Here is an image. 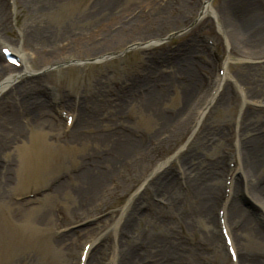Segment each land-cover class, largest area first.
<instances>
[{
  "label": "rangeland",
  "instance_id": "374dc122",
  "mask_svg": "<svg viewBox=\"0 0 264 264\" xmlns=\"http://www.w3.org/2000/svg\"><path fill=\"white\" fill-rule=\"evenodd\" d=\"M1 1L0 63L16 68L14 85L38 86L45 125L21 103L26 93L0 101V126L17 110L22 125L0 155L10 174L0 188V264H264L263 214L239 193L245 174L231 177L243 145L264 134V51L257 60L232 51L236 36L242 46H264V28H244L230 12L250 4L112 0L117 6L104 13L99 0ZM13 48L28 57V73ZM217 79L222 90L193 136ZM154 94L167 97L154 113L163 120L135 103ZM248 111L254 129L243 134ZM37 134L44 163L28 171L25 152ZM129 139L140 147L111 164Z\"/></svg>",
  "mask_w": 264,
  "mask_h": 264
},
{
  "label": "bare ground",
  "instance_id": "6f19581e",
  "mask_svg": "<svg viewBox=\"0 0 264 264\" xmlns=\"http://www.w3.org/2000/svg\"><path fill=\"white\" fill-rule=\"evenodd\" d=\"M23 2L24 5H27L28 7L30 2H34V0H18ZM235 0H232V2H234ZM246 2V4H250L246 9V6L244 5H239L238 3L235 4L234 9H230L231 14L235 17L237 16L241 18L242 22H246L244 28H247L248 26L252 25L255 26L254 28H257V32H260V27L264 28V13H259L257 11V6H256V1H261V0H244ZM253 1H255L254 3H252ZM239 2V1H237ZM262 2V1H261ZM252 3V4H251ZM98 8H99V12H104L106 13L108 10L114 9L117 4L115 2H113L112 0H99L98 2ZM37 7L42 9L43 7V3L38 5ZM95 7V6H93ZM34 9H36L34 7ZM93 9V8H92ZM210 11V6H205L203 7V11ZM92 11V10H91ZM3 13H4V6L2 5V1L0 0V24L1 21L4 20L3 18ZM232 16V17H233ZM233 17V18H234ZM239 18V19H240ZM233 25V29L234 32L233 33H239L240 34V30L239 27L237 26L239 24H235L234 22L232 23ZM231 24V25H232ZM261 25V26H260ZM260 26V27H259ZM238 36H236V39L238 41H240V43L237 42V44L239 46H232V51L235 54H239V55H247L246 57L250 58V59H254L257 60L259 59L258 57L263 53L262 51H264V46H259V47H263V48H257V47H252V46H242V41L241 39L237 38ZM259 38V36H258ZM30 40V39H29ZM28 40V41H29ZM251 41V40H250ZM13 52H16L18 54V56L20 57V61L22 63L21 66V70L25 71V72H29L31 69L30 66V62L28 60V57L26 55H24L19 49L17 48H13L12 49ZM31 51V50H30ZM36 55V54H35ZM253 57V58H251ZM16 70L15 67L11 66V65H6L4 62L3 64L0 63V93L4 92V95H2L0 97V101L2 100H9L10 96L13 94H18L21 92L26 93V95L24 96V100L23 102H21L22 104L25 105H33L35 106V109L37 110L36 113L40 114V121H39V127L41 130H43L44 125H45V121H43V118L41 116H43V109L45 107L44 102L42 101L41 98V93H39V89L38 86L33 87L30 86L28 88V84L29 83H25V80L22 79L21 83H19L18 85H14L15 82H17V78L15 75H13L12 73ZM253 72V70H252ZM223 75H226V73L223 70ZM20 79V78H19ZM18 79V80H19ZM195 80V79H194ZM222 84L220 82V80L217 79V81L214 84V93L208 97L206 103H205V108H208L210 105H212L218 94L220 93V91L222 90ZM10 89V90H9ZM10 92H9V91ZM9 92V93H8ZM229 91H224L219 99V103H223L226 102L225 100L228 98V93ZM1 95V94H0ZM15 97V96H13ZM20 96H16L15 99H17ZM148 102L147 103H142V100H138L135 101L138 102L137 104H139V106L148 114H150V116H152L155 120H163L164 118L161 116H156L154 115L157 105H158V101H163L165 99H167V97H162L160 95H156L154 94L153 96H146ZM22 98V97H21ZM19 99H17L18 101ZM130 100H133L132 98H130ZM141 102V103H139ZM21 105L22 107V104ZM9 104V103H6ZM9 106V105H8ZM5 108V107H3ZM7 108V107H6ZM5 113V110L3 111ZM17 111H14V113H12L11 116H6L8 119H4V122L6 123V125H4V123L0 126V155L3 153V149L6 148L7 143L11 142V141H17L19 140L18 137H21L22 132V125L18 123V119H17ZM17 113V114H16ZM251 112L248 111L247 113L244 114V120L242 119L241 122V126L240 128H242L243 134L250 130V129H254L253 123L251 122L250 116ZM13 118H16L14 120H12ZM204 118V110L203 112L200 111L199 114H197V117L194 121V125L192 127V133L195 132L196 127H198L197 125H200V123L202 122ZM21 132V133H20ZM260 132V131H259ZM194 136V133L192 134ZM37 140L35 139V149L34 151L31 150L30 148H28L25 152L26 155H28V162H27V166L28 168L26 170H31L33 168H37V169H41L43 166L42 160L44 157L43 154V147H39L38 148V143H41L39 140L42 137V134H37ZM129 139V141L126 144H123L121 147L118 146V148L114 151V158L115 160L111 161V164L118 166L121 162L124 163L126 162L129 157L128 153L130 152V150H133L135 147L138 148L140 147V144ZM246 143V142H244ZM251 144V146L249 147L250 150H246L248 149L247 146H249ZM121 145V144H120ZM41 146V145H40ZM41 149V150H40ZM140 149V148H139ZM243 151H241V157H242V166H240V168L236 171H233L231 173V177L233 179L234 176H236L239 172H243V174H245V183L246 185L244 187H241L239 189V193H243V194H247V196H249V200H246V202H248L249 204H251L253 207H257V209H259V211L263 214V218H264V184H262L263 180L257 181V177L260 174V171H262L264 169V134L261 132V134L259 136H254L249 144H245V146L243 145ZM128 155V156H127ZM36 158L35 164H34V159ZM175 157H172L170 160H173ZM31 159V160H30ZM33 161V163H32ZM170 161H166L161 163L160 168L164 169L168 166ZM32 163V164H31ZM31 165V166H30ZM26 166V167H27ZM30 166V167H29ZM100 174V173H99ZM9 170H7V166L5 165V167L3 165L0 164V188L4 189L7 185V182H9ZM101 177V176H100ZM168 180V179H167ZM166 183V182H165ZM168 183V182H167ZM94 184H97V180H94ZM159 181H157L156 183H153L154 187L158 188L159 187ZM152 187V188H154ZM160 191V190H159ZM231 212L229 213L230 216V220L232 221H237L239 214H241L240 212H236L234 209L230 210ZM239 213V214H238ZM246 213V212H245ZM246 215V214H245ZM249 222L246 223V225H244L243 229H247L249 227ZM92 245V250L93 248L96 247L95 244L91 243ZM90 251L88 253L89 255V259L90 256L92 254L93 251ZM125 264H132L130 261H124ZM124 264V263H123Z\"/></svg>",
  "mask_w": 264,
  "mask_h": 264
},
{
  "label": "water",
  "instance_id": "95a60500",
  "mask_svg": "<svg viewBox=\"0 0 264 264\" xmlns=\"http://www.w3.org/2000/svg\"><path fill=\"white\" fill-rule=\"evenodd\" d=\"M202 15H203V13L200 14V17H201ZM173 157H175V156H173Z\"/></svg>",
  "mask_w": 264,
  "mask_h": 264
}]
</instances>
